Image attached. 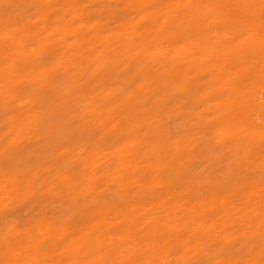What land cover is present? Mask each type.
<instances>
[{
    "label": "bare ground",
    "instance_id": "1",
    "mask_svg": "<svg viewBox=\"0 0 264 264\" xmlns=\"http://www.w3.org/2000/svg\"><path fill=\"white\" fill-rule=\"evenodd\" d=\"M0 264H264V0H0Z\"/></svg>",
    "mask_w": 264,
    "mask_h": 264
}]
</instances>
